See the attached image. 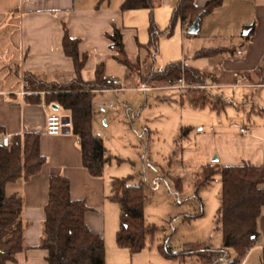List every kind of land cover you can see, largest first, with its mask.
<instances>
[{
    "label": "crops",
    "instance_id": "0c3cea01",
    "mask_svg": "<svg viewBox=\"0 0 264 264\" xmlns=\"http://www.w3.org/2000/svg\"><path fill=\"white\" fill-rule=\"evenodd\" d=\"M124 1L0 0V126L4 128V134L11 136L39 134L41 153L47 159L38 174L28 180L21 178L6 185L8 196L20 195L24 200L21 218L25 246L17 254L15 261L6 264H47L48 251L41 243L45 206L49 196V178L52 175H62L69 179L72 199L83 200L88 207L85 220L92 230L101 233L103 237L107 231L119 230L113 220L115 202L109 198L111 182L116 178L109 169L110 162L102 177L92 176L83 165L81 147L72 130L70 133L49 135L46 132V115L53 109L52 106H45L42 97L37 100L34 96L37 93L22 92L28 89L25 86V81H29L25 78L27 72L48 83L67 82L75 77L74 62L63 48L66 29L71 37L80 40V53L87 55L83 71L85 80H93L100 67L101 75H114L122 82H141V77L145 76L140 71L143 51L152 52L149 45L150 11L123 10ZM177 1L154 0L153 17L158 27L168 25ZM208 1L196 0L201 6ZM115 26L123 33L125 49L135 66L134 71L117 58V52L111 47L108 35ZM177 26L181 28V38L186 39L187 36L182 35L183 22ZM251 27L254 30L250 34ZM191 37L189 46L194 55L190 64L184 61L181 63L209 74L207 84L216 85L212 90L264 89V81H261L259 72L264 61V0H225L220 7L203 18L199 32ZM203 49L220 51L210 56H199L198 52ZM142 86L138 89L141 90ZM148 87L151 89L154 86ZM124 88L126 89L125 86ZM96 93L94 130L101 136L104 134L101 125L105 118L104 112L107 107H112L105 100V96L110 93ZM215 95L223 101L220 108L231 103L223 95ZM255 107L254 104V132L249 131V143L256 147V157L252 158L253 162H248L262 164L263 96L258 102L257 110ZM60 109L62 108L59 106V111ZM258 228L260 237L242 264H249L256 252H259L261 264L264 210L258 219Z\"/></svg>",
    "mask_w": 264,
    "mask_h": 264
},
{
    "label": "trees",
    "instance_id": "16d2710c",
    "mask_svg": "<svg viewBox=\"0 0 264 264\" xmlns=\"http://www.w3.org/2000/svg\"><path fill=\"white\" fill-rule=\"evenodd\" d=\"M224 1L209 0L201 6L196 0H178L168 28L162 31L153 19L154 0H125L122 9H149V45L156 54L161 37L170 36L177 24L188 19L192 25L200 18L201 25L203 18ZM253 30L251 27L250 34ZM108 37L112 42V49L117 52V58L134 71L135 66L126 52L121 29L115 26ZM79 44L80 40L71 37L66 29L63 48L65 54L72 58L75 69V77L70 81L48 83L29 72L25 73V78L29 80L31 91H47L45 101L66 111V116L70 117L72 133L81 147L84 167L92 176L102 177L112 156L103 138L94 130L93 117L94 101L98 95L96 90L107 85L100 80V67L93 80L84 79L87 55L80 53ZM219 51L203 49L198 55L210 56ZM259 70L263 82L264 61ZM209 77L207 73L176 61L168 64L163 71H152L149 75L142 76L141 82L148 86H174L183 80L193 86L186 93L194 106L217 110L223 105V101L219 99L214 102L211 90L200 87L207 85ZM34 96L37 100L41 99L39 94ZM3 135L4 128L0 126V136ZM46 160L41 153L39 134L13 135L9 146L0 142V264L15 261L17 254L25 248L21 218L24 200L20 195L8 196L6 185L21 178L30 179L42 170ZM218 174L222 178L223 190L216 222L223 228V246L215 248L206 243H191L175 252L170 245L172 235L165 233L159 249L166 257L182 261L195 258V264H242L256 245L260 237L258 219L264 210V163L245 162L222 167L208 164L197 174V186L211 183ZM130 179L131 177L114 178L109 198L120 207L117 244L135 253L154 241L159 228L147 223L144 216L145 204L150 196L148 187L145 184H132ZM48 195L41 243L48 251L47 264H107L105 239L87 224L85 215L88 207L85 201L72 199L69 179L62 175H52L49 178ZM232 250L234 254L231 253ZM261 264H264V248Z\"/></svg>",
    "mask_w": 264,
    "mask_h": 264
},
{
    "label": "rangeland",
    "instance_id": "374dc122",
    "mask_svg": "<svg viewBox=\"0 0 264 264\" xmlns=\"http://www.w3.org/2000/svg\"><path fill=\"white\" fill-rule=\"evenodd\" d=\"M171 17L172 13L168 25L158 29H167ZM153 19L155 22V17ZM191 36L182 39L179 26L170 36L163 35L158 53L153 49L151 53L143 51L141 73L147 76L152 71H163L176 61L190 64L194 55L189 46ZM123 84L125 90L105 96L106 103L113 104L112 108L107 107L101 122L104 129L101 136L112 155L109 169L115 177H131L132 184L148 187L150 196L144 216L147 223L159 228V232L146 248L132 253L117 244L118 231H107L104 236L106 262L195 264V258L182 261L166 257L159 243L166 233L172 235L170 245L175 252L191 243H206L215 248L223 246V228L216 222L223 190L221 175L201 187L197 186L196 177L208 164L222 167L253 162L256 147L249 143L250 134L245 135L240 130L254 132L252 107L255 104L257 110L264 89L210 88L214 102L219 100L216 93L231 102L214 110L194 106L187 97V90L154 86L141 91L138 87L145 85L142 82L126 80ZM59 112L66 116L64 109ZM114 207L113 220L120 228L119 204L115 202ZM249 264H260L259 252Z\"/></svg>",
    "mask_w": 264,
    "mask_h": 264
},
{
    "label": "built area",
    "instance_id": "2783aa9c",
    "mask_svg": "<svg viewBox=\"0 0 264 264\" xmlns=\"http://www.w3.org/2000/svg\"><path fill=\"white\" fill-rule=\"evenodd\" d=\"M183 29H182V35L183 37H186L190 34V27H191V23L190 21L187 19L185 21H183ZM101 81L103 83H105L107 86L104 87V88H100V89H97L96 92H104V93H111V92H116V91H123L125 88H124V85H123V82L116 76L114 75H101L100 77ZM25 86L28 88L27 90L23 91L22 93L23 94H27V93H37L39 94L41 97H42V102L45 106L47 107H51L52 105L48 104L46 101H45V96L46 94L48 93L47 91L45 90H42V91H31L30 90V83L29 81H25ZM169 87H172V88H175V89H178L180 91L182 90H187L188 88H191L193 87L192 85H188L186 84L183 80H180L177 84H175L174 86H169ZM201 88H207V89H213L216 87V85L214 84H207V85H203V86H200ZM141 90L143 91H147L149 90L150 88L148 86H142L140 88ZM109 106L110 107H113V104L112 103H109ZM63 115L59 112V110H54V109H51L47 115H46V132L49 134V135H59V134H62L63 131H64V120H63ZM241 132L244 133V134H249V130L248 129H244L242 128L241 129ZM10 139H11V135L9 134H4L2 136V139H1V143L4 145V146H9L10 144Z\"/></svg>",
    "mask_w": 264,
    "mask_h": 264
},
{
    "label": "water",
    "instance_id": "95a60500",
    "mask_svg": "<svg viewBox=\"0 0 264 264\" xmlns=\"http://www.w3.org/2000/svg\"><path fill=\"white\" fill-rule=\"evenodd\" d=\"M200 28V18H198L190 27V34H197L199 32ZM52 108L54 110H59V106L56 104L52 105ZM64 131L63 133H70L71 132V126H70V117L69 116H64ZM2 139V136H0V141Z\"/></svg>",
    "mask_w": 264,
    "mask_h": 264
}]
</instances>
